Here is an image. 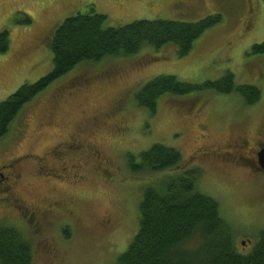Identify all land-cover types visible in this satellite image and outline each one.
I'll return each instance as SVG.
<instances>
[{
  "label": "rangeland",
  "instance_id": "374dc122",
  "mask_svg": "<svg viewBox=\"0 0 264 264\" xmlns=\"http://www.w3.org/2000/svg\"><path fill=\"white\" fill-rule=\"evenodd\" d=\"M91 7L106 16V27L144 19L197 22L214 14L222 21L182 57L174 45H146L135 54L82 62L26 103L0 140V165L26 153L18 162L22 175L17 195L38 205L56 197L62 208L38 225L0 193V224L17 228L29 240L31 264H118L138 231L144 189L164 175H134L128 171L126 154L162 144L179 151L185 167L201 171L198 192L218 203L237 251L250 253L264 230V171L250 166L253 152H235L228 142L239 131L251 140L264 139V52L249 53L253 45L264 42V0H0V31L9 32V49L0 54V102L51 71L52 29ZM25 16L30 24L23 22ZM227 72L233 74L235 85L259 88L260 100L248 105L236 93L212 90L164 95L154 115L135 102V93L159 75L198 85ZM83 79L86 88L69 96ZM114 102L124 107L130 130L118 141L100 134L98 143L108 160L99 162L86 151L77 152L74 176L59 182L47 176L61 172H36L46 167L41 154L47 148ZM56 164L57 158L48 163Z\"/></svg>",
  "mask_w": 264,
  "mask_h": 264
},
{
  "label": "trees",
  "instance_id": "16d2710c",
  "mask_svg": "<svg viewBox=\"0 0 264 264\" xmlns=\"http://www.w3.org/2000/svg\"><path fill=\"white\" fill-rule=\"evenodd\" d=\"M222 21L219 14L197 22L136 20L119 27H106V16L92 7L89 12L65 18L52 30L49 48L51 71L34 83L21 85L0 102V140L22 107L82 62H99L107 57L135 54L149 45L160 49L174 45L178 56L186 55L194 42ZM24 23L31 19L25 16ZM9 49V32L0 31V54ZM264 42L249 53H263ZM248 53V54H249ZM212 90L236 93L252 105L261 98L254 85H235L227 72L215 81L190 84L172 75H159L135 93L138 107L154 115L164 95H187ZM128 171L134 175L164 173L158 184L144 189L138 205L139 227L118 264H264V230L252 251L242 255L234 245L230 225L221 217L218 203L197 190L201 171L184 166L176 149L154 144L147 151L126 154ZM176 170L173 176L167 171ZM32 245L17 228L0 224V264H31Z\"/></svg>",
  "mask_w": 264,
  "mask_h": 264
},
{
  "label": "flooded vegetation",
  "instance_id": "af4514ba",
  "mask_svg": "<svg viewBox=\"0 0 264 264\" xmlns=\"http://www.w3.org/2000/svg\"><path fill=\"white\" fill-rule=\"evenodd\" d=\"M86 85L85 80H81L78 87L75 85V87L68 92L69 96H76L79 94V91L86 88ZM52 110L53 109L51 107L48 110L50 116L53 112ZM123 111L124 107L122 104L114 102L107 106L106 110L104 109L93 112L88 115V117L75 126L78 129L75 131L73 130L72 132L70 131L71 133L69 132L63 140L58 141L54 147L52 146V148H47L41 154L46 160V167H42L40 169L37 168L36 172L40 175H44V172L46 171L61 172V174L59 173L55 176H47L55 179L54 181L59 182L62 181L60 179H69L71 176H74L76 168L74 164V155L77 152L86 151L99 162L108 160L105 152L101 149L98 143L100 134H110L116 141L121 138L124 139L130 130V124L128 120L123 118ZM44 125L50 124L44 123ZM44 125L40 124V127ZM24 132H26V128H24ZM239 132H236V135L231 142H228L229 146H231L232 149L238 153H242L246 150L253 152V160H250L249 164L259 170L260 168L257 163V153L262 147H264V139L255 138L251 140L246 134L242 133V131ZM23 157L26 158V153L10 158L6 165H0V193L8 195V197H5L14 202L16 208H18V211L24 218L26 217V213H28L30 219L33 218L38 225H41L43 221L47 222L51 218L47 219L45 217L51 214L54 215L60 208H62V205L56 197H52V199L48 201H43L39 203L40 205L35 203H26V201L19 198L17 195V184L20 181L22 174H20L21 170L18 162ZM55 158H57L59 164L49 166V161H54ZM22 166L26 167V164Z\"/></svg>",
  "mask_w": 264,
  "mask_h": 264
},
{
  "label": "water",
  "instance_id": "95a60500",
  "mask_svg": "<svg viewBox=\"0 0 264 264\" xmlns=\"http://www.w3.org/2000/svg\"><path fill=\"white\" fill-rule=\"evenodd\" d=\"M257 163L259 168L264 171V147H262L257 153ZM242 245H244V242Z\"/></svg>",
  "mask_w": 264,
  "mask_h": 264
}]
</instances>
